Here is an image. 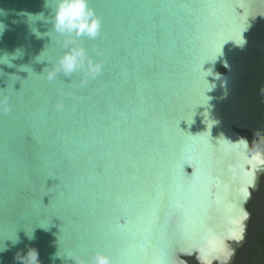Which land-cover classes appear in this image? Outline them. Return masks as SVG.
<instances>
[{"label":"water","instance_id":"obj_1","mask_svg":"<svg viewBox=\"0 0 264 264\" xmlns=\"http://www.w3.org/2000/svg\"><path fill=\"white\" fill-rule=\"evenodd\" d=\"M90 5L104 69L80 87L45 78L65 38L37 36L44 0H0V264H231L264 175V141L237 142L264 133V0Z\"/></svg>","mask_w":264,"mask_h":264},{"label":"clouds","instance_id":"obj_2","mask_svg":"<svg viewBox=\"0 0 264 264\" xmlns=\"http://www.w3.org/2000/svg\"><path fill=\"white\" fill-rule=\"evenodd\" d=\"M44 7L50 9V15L47 18L44 17L43 13L34 16L44 19L46 23L51 25V28L48 32L43 34L35 31L37 36H48L47 33L54 32L58 36L65 38L61 45L64 49L63 54L58 57L55 63L51 64V68H48L45 78L48 81H54L60 75L70 78L74 73L79 72L82 74L79 86L86 87L89 81L95 80L103 72L104 62L90 56L82 41L84 39L96 40L102 38V18L97 14L95 8L90 5V0H55L54 6L49 4V0H44ZM32 16L33 15L29 14V17ZM3 30L4 25L0 24V34H2ZM11 55L12 58L15 59L21 56V52L17 49L16 52ZM100 55H102V53L98 52L97 56ZM5 57H7V55ZM2 58H0V63H4ZM61 95H65V93L61 92ZM66 95L74 97V93L72 92H68ZM0 105H2L0 111L4 113L11 111L6 100L0 101ZM56 109L57 111L64 110L62 101L57 102ZM261 141H264V133H261L260 130H256L253 133L251 144L248 138L243 136L240 137L237 142L242 144L245 149H255L259 146ZM29 238L31 239L33 237L31 236ZM3 250L4 249L0 251ZM55 256L60 257L58 253H56ZM25 259H27L28 264H38V253L36 250L32 249L28 252L27 257L23 258V264ZM68 259L73 260L75 264H114L111 256L102 251L94 252L88 260L71 256H69Z\"/></svg>","mask_w":264,"mask_h":264},{"label":"trees","instance_id":"obj_3","mask_svg":"<svg viewBox=\"0 0 264 264\" xmlns=\"http://www.w3.org/2000/svg\"><path fill=\"white\" fill-rule=\"evenodd\" d=\"M261 181H264V175L261 177ZM256 200V194H253L247 205L248 210L251 212V218L248 223L246 239L244 244L237 250L231 264H264V209L256 217L260 209L255 203ZM189 262L196 264L193 259H189Z\"/></svg>","mask_w":264,"mask_h":264},{"label":"rangeland","instance_id":"obj_4","mask_svg":"<svg viewBox=\"0 0 264 264\" xmlns=\"http://www.w3.org/2000/svg\"><path fill=\"white\" fill-rule=\"evenodd\" d=\"M254 194H256L257 200H256V204L258 205V207H260L259 211L256 214V217L258 215L261 214V212L263 211V207H264V181L259 182L258 188L257 190L254 192ZM261 211V212H260Z\"/></svg>","mask_w":264,"mask_h":264},{"label":"flooded vegetation","instance_id":"obj_5","mask_svg":"<svg viewBox=\"0 0 264 264\" xmlns=\"http://www.w3.org/2000/svg\"><path fill=\"white\" fill-rule=\"evenodd\" d=\"M239 133L243 136H246L249 140V143L251 144L252 139H253V135L247 131H239ZM254 194V193H253Z\"/></svg>","mask_w":264,"mask_h":264},{"label":"snow or ice","instance_id":"obj_6","mask_svg":"<svg viewBox=\"0 0 264 264\" xmlns=\"http://www.w3.org/2000/svg\"><path fill=\"white\" fill-rule=\"evenodd\" d=\"M262 164H264V161H261Z\"/></svg>","mask_w":264,"mask_h":264}]
</instances>
